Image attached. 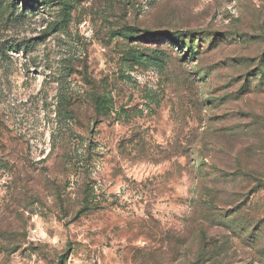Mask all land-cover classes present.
<instances>
[{"label": "rangeland", "instance_id": "rangeland-1", "mask_svg": "<svg viewBox=\"0 0 264 264\" xmlns=\"http://www.w3.org/2000/svg\"><path fill=\"white\" fill-rule=\"evenodd\" d=\"M0 264H264V0H0Z\"/></svg>", "mask_w": 264, "mask_h": 264}, {"label": "trees", "instance_id": "trees-1", "mask_svg": "<svg viewBox=\"0 0 264 264\" xmlns=\"http://www.w3.org/2000/svg\"><path fill=\"white\" fill-rule=\"evenodd\" d=\"M29 1H30L32 4H34L36 0H23V3L25 4V3L29 2Z\"/></svg>", "mask_w": 264, "mask_h": 264}]
</instances>
